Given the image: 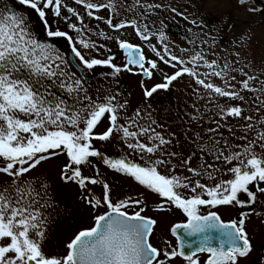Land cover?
I'll list each match as a JSON object with an SVG mask.
<instances>
[{
	"label": "rangeland",
	"instance_id": "1",
	"mask_svg": "<svg viewBox=\"0 0 264 264\" xmlns=\"http://www.w3.org/2000/svg\"><path fill=\"white\" fill-rule=\"evenodd\" d=\"M93 2L107 3L108 0ZM64 3L75 8L83 17V25L65 8L61 9L62 17L71 16L70 21L54 17L51 10H46V18L53 31L68 32L73 41L65 37H48L39 14L22 4L20 0H0V10H3L5 15L9 10L22 13L36 38L53 44L66 61V65H60L65 72L64 76L34 77L22 71L14 73L12 78L27 79L33 90L44 93L49 101L54 97L63 99L74 109L81 111L88 108L90 101L105 103L110 99L114 105H123L122 108H118V124L137 132L141 127L155 129L156 133L170 141L161 146L156 153H147L139 149H129L127 144L136 143L137 140L148 146L158 143L149 139V136L153 135L151 131L136 138L129 137L127 140L122 132H114L108 141H92L93 147L99 150L102 156L90 157V164L81 166V170L83 175L89 177H97L98 173V178L110 186V195L114 202L128 197L133 200L142 199L144 201L142 205L129 207L127 211L134 213L143 207L144 211L141 214L151 216L157 221L150 237L151 243L159 249H164L166 244L174 246L171 241L174 240L171 229L182 216L184 217V212L170 204L167 206L168 210H158L157 206L164 202V198L146 189L134 178L111 169L104 160L125 157L131 162L150 167L155 160L161 159L166 161L165 164L158 166V171L162 174L190 177L193 184L199 180L200 183L212 187L221 181L232 179L233 174L229 169L239 163L236 160L226 163L223 156L241 152L243 146L252 141L256 142L254 151L258 155H264V148L260 147L264 141L258 138L259 133L264 132V123H261L264 121V6L257 0H248L245 5L239 4L238 0H113L115 11L112 8L93 9L91 11L94 15L89 17L88 10L76 4L74 0H64ZM173 8L176 12L171 10ZM96 16L102 19L97 20ZM107 19H112L114 25L124 23L126 27L116 30L105 22ZM192 20H196L197 24L193 25ZM132 21H136V24L132 25ZM69 22L76 23L78 27L86 26L81 35L96 47L85 49L80 45L77 42L78 34L69 28ZM136 27L150 33V40H142L135 31ZM161 31L166 36L164 43L168 45L171 54L188 61L195 54L201 53L207 61H217L219 68L216 70L223 68L225 62L231 65V69H242L243 71L228 70L227 75L221 78L202 75L211 71L204 66L203 61L196 65L187 64L188 67H195L198 74H201L199 78L204 79L206 83H212L227 91L238 92L243 99L221 97L197 84L196 78L187 74L177 78L167 89H157L151 97H147L146 89L151 90L155 85L165 83L166 75L171 76L182 67L177 64L173 68L163 63L149 47V44L156 45L165 58H168V55L163 53V45L159 41ZM116 37L141 45L144 55L157 61L158 68L153 70L151 78L143 76L139 68L131 65L129 66L132 68L131 72L122 70L115 73L108 65H97L88 69L76 57L84 66L89 77L87 79L71 63L69 53L72 51V44L76 43L77 49L85 59L104 60L111 56L114 57L112 64L124 69L126 55L119 47ZM182 49L186 51H181ZM248 76L256 79L249 81V89H244L242 82ZM78 79L82 81L85 91L69 93L67 87L69 85L74 87ZM62 84L65 87L62 88ZM85 97H89L90 101ZM236 106L243 109L240 117L223 114L229 107ZM17 115L21 119L28 118L22 113ZM246 117L252 119L248 120ZM249 124L252 127L245 131ZM108 126L109 122L105 117L94 129V133H103ZM80 127H84V124L81 123ZM65 128L73 130L70 125H65ZM49 130H55V127L52 126ZM172 153L175 155H170ZM220 153H223V156L216 159ZM189 158L191 162L185 164ZM4 163L0 158V166H4ZM69 163L66 154L61 152L59 156L42 162L36 169L19 178L17 185H13L12 179L6 174L0 173V194L15 200L18 198L15 187H27L25 182H29L41 196L45 199L50 198L48 202L51 207L40 209L48 220L47 239L43 247L49 255L65 254L67 251L65 245L75 233L83 228L92 227L94 216L107 211L105 206L95 210L87 206L80 199L82 190L77 184L65 183L61 179V171ZM202 165L205 168L208 165L212 166L210 171H213L215 179L194 176L188 170L189 168L200 170ZM43 185L47 188L45 189ZM260 186L264 187V183ZM250 187L251 190H256ZM88 188L96 197H100L104 191L100 184H89ZM181 191L186 197L201 192L200 189L197 193H192L190 189ZM259 194L263 206H260L246 224L254 246L250 256L254 258L261 253L264 255V193ZM40 203L43 204L44 199H41Z\"/></svg>",
	"mask_w": 264,
	"mask_h": 264
},
{
	"label": "snow or ice",
	"instance_id": "2",
	"mask_svg": "<svg viewBox=\"0 0 264 264\" xmlns=\"http://www.w3.org/2000/svg\"><path fill=\"white\" fill-rule=\"evenodd\" d=\"M20 2L39 14L48 37H65L73 41V37L68 32L51 29L46 18V10H51L54 17L62 18L66 22L71 20V16H76L83 25V17L75 8L66 5L64 0H20ZM74 2L88 10L89 17L94 15L91 11L93 9L112 8L115 11L113 0H108L107 3H96L93 0H74ZM238 2L245 5L248 0H238ZM62 8H65L71 16L62 17ZM171 10L176 12L175 8ZM250 10L256 11L257 9ZM180 14L183 15V13ZM95 19L102 18L96 16ZM105 22L116 30L126 27L124 23L114 25L112 19H107ZM191 23L196 25L197 21L192 20ZM135 24L136 21H132V25ZM68 26L78 34L77 42L85 49L96 47L94 43L84 39L81 35L86 30V26L78 27L76 23L71 22ZM135 31L142 40H150V33L142 31L139 27H136ZM115 39L127 55L124 69L112 64L114 57L111 56L104 60L85 59V56L77 49L76 43L72 44V51L88 69L97 65H108L114 69L115 73L122 70L131 72L132 68L129 66L134 65L139 67L145 77L151 78L153 70L158 68L157 61L148 59L139 45L120 40L118 37ZM165 39L166 36L161 31L159 41L163 45V53L168 55L167 59L156 45L149 44V47L163 63L173 68L177 64L182 67L171 76L166 75L165 83L157 84L151 90L146 89L147 97H151L157 89H167L173 81L187 74L195 77L197 84L212 90L221 97L243 99L238 92L227 91L212 83H206L204 79L199 78L201 74H198L195 67H188L187 64L196 65L199 61H203L204 66L211 71L202 75L221 78L227 75L228 70L243 71L242 69H231V65L225 62L223 68L216 70L219 68L217 61L209 62L201 53L195 54L186 61L171 54L168 45L164 43ZM57 61L59 63H56ZM61 64L66 65L63 56L53 44L36 38L22 13L9 10L5 15L4 11L0 10V158L5 162L4 166H0V173L6 174L12 179L13 185H17L19 178L36 169L42 162L49 161L63 152L70 163L62 169L61 179L65 183L77 184L82 190L80 199L87 206L94 210L105 206L107 211L94 216L92 227L83 228L75 233L65 245L67 249L65 254L49 255L43 247L47 239L48 220L40 209L51 207L48 202L50 198L45 199L41 196V193L29 182H25L27 187L16 186L17 199L13 200L0 194V264H168L175 257L184 258L188 264H201L197 253L208 254L203 264H240V260L247 259L254 251L252 240L245 229V218L250 214L244 213L239 221L232 220L226 223L216 212L201 215L199 209L202 205L215 207L236 204L244 207L257 202V193H264V187L260 186L264 183V155H258L254 151L256 142L252 141L243 146L241 152L228 156L220 153L216 156V159L223 156L226 163H231L233 160L239 163L229 169L233 174L232 179L221 181L212 187L200 183L199 180L193 184L190 177L162 174L158 171V166L165 164V160L157 159L150 167L141 166L125 157L104 160V163L111 169L134 178L140 185L164 198V202L157 206L158 210H168L167 206L170 204L187 215V223L177 224L171 229L174 235L177 234L178 229L183 228L187 230L188 236L198 234L200 236L199 241L195 242L196 248L189 254L184 251L183 237H178L180 239L179 250L158 249L150 242L157 221L142 215L143 207L131 214L127 211L129 207L142 205L144 201L128 197L114 202L110 195V186L98 178V173L97 177L83 175L81 166L90 164V157L102 156V153L93 147L92 141H108L114 132H122L127 140L129 137L136 138L151 131L153 135L149 136V139L158 141V143L148 146L137 140L136 143L127 144L129 149H139L147 153H156L161 146L170 141L156 133L155 129L141 127L137 132L118 124V108H122L123 105H114L110 99L105 103H95L91 102L89 97H85L90 104L88 108L81 111L74 109L63 99L54 97L49 101L44 93L34 91L27 79L12 78L14 73L22 71L34 77L64 76L65 72L61 69ZM255 79L253 76H248L242 82V87L249 89V81ZM225 83L228 82L225 81ZM61 87L65 85L62 84ZM67 91L78 93L85 89L82 87V81L78 79L74 87L71 85L67 87ZM18 113L28 118L21 119ZM242 113L243 109L236 106L229 107L223 114L240 117ZM105 117L108 119L109 126L103 133L95 134L94 129ZM246 119L251 120L252 118L246 117ZM81 123L84 127H80ZM65 125H70L73 130H67ZM52 126L55 130H49ZM251 127L252 125L249 124L245 131ZM258 138L264 141V132L259 133ZM260 147L264 148V144ZM190 162L189 158L185 164ZM211 168V165L207 168L202 165L200 170L193 168L188 170L194 176H207L209 179H215L213 171H210ZM89 184L102 185L104 190L102 195L94 196L88 188ZM250 186L256 190H251ZM43 187L47 188L46 185ZM181 189H190L192 193H197L200 189L201 192L186 197ZM241 194L246 195L247 199H240ZM204 195L208 198L205 199ZM41 199H44L43 204L40 203ZM33 205H39V207H33ZM188 246L191 247V244ZM260 264H264V257L261 258Z\"/></svg>",
	"mask_w": 264,
	"mask_h": 264
},
{
	"label": "flooded vegetation",
	"instance_id": "3",
	"mask_svg": "<svg viewBox=\"0 0 264 264\" xmlns=\"http://www.w3.org/2000/svg\"><path fill=\"white\" fill-rule=\"evenodd\" d=\"M253 191H255V190H253ZM204 196H206V195H204ZM204 198L207 199L208 197H204ZM261 198H262L261 195L259 193H257V202L255 204L245 205L244 207H241V206L236 205V204H233V205H217L215 207L209 206V205H202V206H200L199 213L201 215H207L209 212H216L220 216L221 220L226 222V223L230 222L232 220L239 221L243 217L244 213H249L250 215L247 218H245V220H246L245 229L247 231V225L246 224H247L248 219H250V217L254 213H256V211L260 208V206H263ZM240 199L246 200L247 197H246V195L241 194ZM187 220H188V217L184 213V217L182 216V218L179 219L176 223H184ZM173 237H174V240H171V241L173 242L174 246H172L171 244H166L164 247V248H168L169 251H171L173 249L179 250L180 239H178V237H176L174 235H173ZM150 242H151V240H150ZM214 243H218V241H214ZM197 255L199 256V259L201 260V264H203V262L207 259V256H208L207 253H197ZM262 257H264L263 253L257 255L256 258H254V256H249L247 259L240 260V264H260ZM168 264H188V261H186L182 257H175L171 261H169Z\"/></svg>",
	"mask_w": 264,
	"mask_h": 264
},
{
	"label": "water",
	"instance_id": "4",
	"mask_svg": "<svg viewBox=\"0 0 264 264\" xmlns=\"http://www.w3.org/2000/svg\"><path fill=\"white\" fill-rule=\"evenodd\" d=\"M260 1L262 4H264V1L263 0H258ZM133 44V43H132ZM134 45H137V44H134ZM140 46V45H139ZM141 47V46H140ZM142 48V47H141ZM124 51V50H123ZM124 53L126 54V52L124 51ZM127 56V55H126ZM69 59L71 61V63L77 67V69L79 70V72L81 73V75L87 79H89L87 73H86V70L84 69V67L79 63V61L77 60V58L75 57L73 51H70L69 53ZM126 60H127V57H126ZM184 223H187V222H184ZM184 223H178V224H184ZM177 225V224H176ZM175 226V225H174ZM173 226V227H174ZM187 230L186 229H178L177 230V234L175 236L177 237H183L184 241H185V248H184V251L186 254H189L191 253L195 248H196V243L195 242H198L199 239H200V236L199 234L196 235V236H188L186 234ZM213 235H217L216 233H213ZM191 244V247H189L188 245Z\"/></svg>",
	"mask_w": 264,
	"mask_h": 264
}]
</instances>
